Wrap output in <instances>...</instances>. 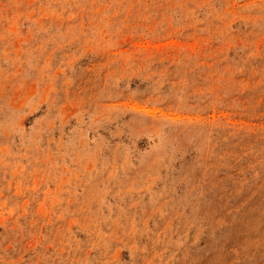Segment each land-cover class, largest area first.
Returning <instances> with one entry per match:
<instances>
[{"label":"rangeland","instance_id":"rangeland-1","mask_svg":"<svg viewBox=\"0 0 264 264\" xmlns=\"http://www.w3.org/2000/svg\"><path fill=\"white\" fill-rule=\"evenodd\" d=\"M0 264H264V0H0Z\"/></svg>","mask_w":264,"mask_h":264}]
</instances>
